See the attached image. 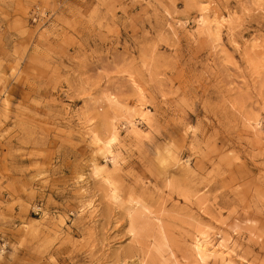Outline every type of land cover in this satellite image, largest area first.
I'll return each mask as SVG.
<instances>
[{
	"label": "rangeland",
	"instance_id": "374dc122",
	"mask_svg": "<svg viewBox=\"0 0 264 264\" xmlns=\"http://www.w3.org/2000/svg\"><path fill=\"white\" fill-rule=\"evenodd\" d=\"M0 264H264V0H0Z\"/></svg>",
	"mask_w": 264,
	"mask_h": 264
},
{
	"label": "built area",
	"instance_id": "2783aa9c",
	"mask_svg": "<svg viewBox=\"0 0 264 264\" xmlns=\"http://www.w3.org/2000/svg\"><path fill=\"white\" fill-rule=\"evenodd\" d=\"M31 19L34 22H38L40 20L45 21L50 17V13L47 10H43L38 6H34L31 10Z\"/></svg>",
	"mask_w": 264,
	"mask_h": 264
}]
</instances>
